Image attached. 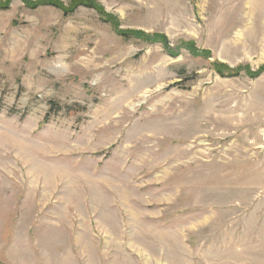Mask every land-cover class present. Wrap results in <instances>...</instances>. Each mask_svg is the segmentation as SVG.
<instances>
[{
	"label": "rangeland",
	"instance_id": "obj_1",
	"mask_svg": "<svg viewBox=\"0 0 264 264\" xmlns=\"http://www.w3.org/2000/svg\"><path fill=\"white\" fill-rule=\"evenodd\" d=\"M0 4V264H264V0Z\"/></svg>",
	"mask_w": 264,
	"mask_h": 264
},
{
	"label": "trees",
	"instance_id": "obj_2",
	"mask_svg": "<svg viewBox=\"0 0 264 264\" xmlns=\"http://www.w3.org/2000/svg\"><path fill=\"white\" fill-rule=\"evenodd\" d=\"M26 3L28 4V5H30L29 3V1H26ZM49 4H47V5H51V6H57L56 4H54V3H51V2H48ZM80 4H82V5H86V6H89V7H93V6H90V4H88V2H81ZM40 5H46L45 4V2H43L42 4H34L32 7H38V6H40ZM0 8L1 9H7V8H9V6L6 4V5H1L0 4ZM64 10V12L65 13H71V12H68L67 10H65V9H63ZM121 33V35H123V36H127V33L126 32H120ZM141 35L144 37V38H146L148 41H150V42H161L163 45H164V47L166 48V49H170L171 50V48H170V46L168 45V42H167V40H158L157 38H154V36H149V35H146V34H144V33H141ZM129 38H132V36H128ZM173 49V48H172ZM240 70L241 69H238V70H228L227 72L226 71H224V70H221V68H218L216 71L219 73V75L220 76H222V77H231V76H235V75H238L239 74V72H240ZM247 72V74H249L250 76H252V77H256V76H259L262 72H264V66H263V68H260L258 71H246ZM60 109H62L61 108V106L59 105V103L58 102H54V101H51L50 102V111H49V113L47 114V116L45 117V120L44 121H48V119L51 117V114H53V112H57V111H59Z\"/></svg>",
	"mask_w": 264,
	"mask_h": 264
}]
</instances>
